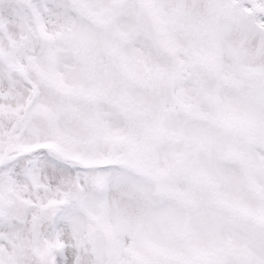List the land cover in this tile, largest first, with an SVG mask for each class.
Listing matches in <instances>:
<instances>
[{
  "label": "snow or ice",
  "instance_id": "6c2138e0",
  "mask_svg": "<svg viewBox=\"0 0 264 264\" xmlns=\"http://www.w3.org/2000/svg\"><path fill=\"white\" fill-rule=\"evenodd\" d=\"M0 264H264V0H0Z\"/></svg>",
  "mask_w": 264,
  "mask_h": 264
}]
</instances>
